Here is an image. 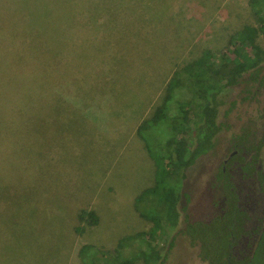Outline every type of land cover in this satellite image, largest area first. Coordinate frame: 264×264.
Segmentation results:
<instances>
[{"label":"rangeland","instance_id":"374dc122","mask_svg":"<svg viewBox=\"0 0 264 264\" xmlns=\"http://www.w3.org/2000/svg\"><path fill=\"white\" fill-rule=\"evenodd\" d=\"M244 24H258L248 0H0V264H200L184 237L160 262L180 226L166 221L169 182L136 197L155 183L154 160L171 163L184 109L192 127L184 66L204 49L227 51ZM246 88H230L226 101H245ZM226 128L180 185L199 215L221 196ZM81 209L98 223H80Z\"/></svg>","mask_w":264,"mask_h":264},{"label":"trees","instance_id":"16d2710c","mask_svg":"<svg viewBox=\"0 0 264 264\" xmlns=\"http://www.w3.org/2000/svg\"><path fill=\"white\" fill-rule=\"evenodd\" d=\"M248 4L257 25L244 24L235 31L230 38V47L218 57H214L209 49H204L199 57L184 66L183 70L191 79L193 91L192 99L188 103L192 107L195 117L192 119L194 128L192 131L190 130L192 127L189 125L188 114L183 106L181 110L184 109L182 112L186 119V126L179 131L180 137L176 142L175 138L173 140L175 148L171 163L162 162L161 159L158 162L154 160L155 183L146 187L136 197L142 198L150 192L156 193L167 180L169 185L160 196L166 204V221L175 227L184 215L183 220L186 222L184 233L198 247V256L205 264H264V221L260 238L257 240L254 250L251 253L239 251L240 236L242 233H250L249 221L254 217V212L249 211L246 207L248 202L246 197L239 202L237 193L232 189L230 196H233L235 200L230 211L224 210L208 219H195L193 216L189 220L187 216L188 213L191 214V211L187 205L188 198L185 197L186 192H183L180 187L186 176L187 168L194 164L199 156L212 149L214 145V137L218 131L216 122L218 106L223 101L221 94L225 87L245 81L264 86V49L257 42L259 35L264 37V0H248ZM178 83V72L175 71L167 84L168 94L174 91ZM168 99L169 96L155 109L151 118L149 117L150 121L157 122L161 118L162 109ZM147 119L138 124L137 131L144 128ZM254 162L255 156L248 162L250 165L245 166L249 167V170L244 168L253 181H259L262 190H264V169H256ZM161 163L165 165L164 169L161 168ZM174 177L179 179V183H175L176 186L171 183V179ZM177 185H179V189H176ZM182 197L186 204L180 202ZM77 219L80 223L95 225L98 223L99 217L92 209H81L77 214ZM82 227L77 226L75 229L79 231L82 230ZM173 245L174 235H170L166 243V251L160 260L161 263H164ZM86 251L87 248L83 245L79 249V254ZM157 260L159 257L154 262ZM128 261L123 260L120 263L126 264ZM106 263L109 264L108 261ZM5 264L8 263L5 262Z\"/></svg>","mask_w":264,"mask_h":264},{"label":"flooded vegetation","instance_id":"af4514ba","mask_svg":"<svg viewBox=\"0 0 264 264\" xmlns=\"http://www.w3.org/2000/svg\"><path fill=\"white\" fill-rule=\"evenodd\" d=\"M264 64V62H263ZM242 83V82H240ZM238 83V84H240ZM234 84L225 87L223 93L221 94L222 103L218 106L217 112V125L218 131L214 137V145L207 153H211L216 149V143H218L219 133L224 127L229 133V138L221 143L219 153L220 157L216 160L214 180L220 187L221 196L218 198L210 199L209 206L210 211L204 214H198L194 208L191 207V189L186 187L185 197L188 198V208L191 214L188 213L187 218L191 220L194 216L195 219H208L211 216H215L219 212L224 210L230 211L233 206V201L235 198L230 196V190H234L237 195L239 202L246 199L248 200L246 207L249 211L254 212V217L250 223V233H242L239 241V251L245 253H251L256 247V242L260 238L261 230L263 229L264 221V190L259 181L254 180L248 175V171L245 167L253 156H255L254 165L256 169H264V100H258V96L261 93L264 86H259L256 83L245 81L244 85L247 91L244 92L245 101H226V92L230 88H234ZM253 88H250V87ZM239 113L238 116H235ZM236 117L233 125L229 124L228 118ZM230 125V126H229ZM245 167V168H244ZM251 170V167H250ZM186 178V176H185ZM185 178L183 181H185ZM231 183V184H230ZM183 188L185 186L182 184ZM186 204V202H184ZM241 204V203H240ZM180 220V226L173 232L174 235V245L177 242L178 237H184L185 241H188V246L196 249L197 257L199 258L200 264H205L201 261L198 256V247L191 242L189 237L184 233V215ZM257 229V231H254ZM176 232V233H175ZM173 245V246H174Z\"/></svg>","mask_w":264,"mask_h":264},{"label":"crops","instance_id":"0c3cea01","mask_svg":"<svg viewBox=\"0 0 264 264\" xmlns=\"http://www.w3.org/2000/svg\"><path fill=\"white\" fill-rule=\"evenodd\" d=\"M153 165H154V161H153ZM154 174H155V170H154Z\"/></svg>","mask_w":264,"mask_h":264}]
</instances>
